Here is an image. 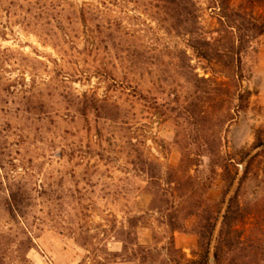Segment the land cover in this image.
<instances>
[{
	"label": "rangeland",
	"instance_id": "374dc122",
	"mask_svg": "<svg viewBox=\"0 0 264 264\" xmlns=\"http://www.w3.org/2000/svg\"><path fill=\"white\" fill-rule=\"evenodd\" d=\"M192 1L208 59L159 0H0V264H193L218 218L216 264L235 194L264 264V0Z\"/></svg>",
	"mask_w": 264,
	"mask_h": 264
},
{
	"label": "trees",
	"instance_id": "16d2710c",
	"mask_svg": "<svg viewBox=\"0 0 264 264\" xmlns=\"http://www.w3.org/2000/svg\"><path fill=\"white\" fill-rule=\"evenodd\" d=\"M164 4L162 8L165 10V13H169L170 8H174V21L179 25V27H183L186 31L189 32L187 26L191 23L190 15L193 14L191 7H194V3L192 0H159ZM191 6V7H190ZM169 9V10H168ZM168 10V11H167ZM194 22V21H193ZM194 32L190 31L189 34L192 36ZM99 39V36H93V40ZM230 39V37H229ZM232 39V38H231ZM230 39V40H231ZM195 40V41H193ZM193 41L192 48L196 55L200 58L208 59L209 52L205 49L209 45V40L202 36L201 38H196V36H192ZM221 57L226 58L227 60H231L234 57L239 56V52L236 51L234 44L231 40L229 45H227L223 50ZM99 73V72H98ZM226 200H223L225 203ZM243 211L238 202L237 194L229 199L225 214L223 215L221 229L219 232V236L214 248L213 256L216 264H223L225 256L229 255L233 252L243 251L247 246L246 242L240 238L237 225L244 219ZM213 222L211 218H205V223L202 226V230L199 233V258L193 262V264H209L211 257V245L213 241L214 232L216 229V223L218 218H213ZM229 259V258H228Z\"/></svg>",
	"mask_w": 264,
	"mask_h": 264
}]
</instances>
